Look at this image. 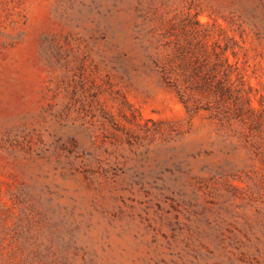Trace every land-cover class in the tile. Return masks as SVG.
Returning a JSON list of instances; mask_svg holds the SVG:
<instances>
[{"label":"rangeland","instance_id":"obj_1","mask_svg":"<svg viewBox=\"0 0 264 264\" xmlns=\"http://www.w3.org/2000/svg\"><path fill=\"white\" fill-rule=\"evenodd\" d=\"M198 13L257 121L162 80ZM262 114L264 0H0V264H264Z\"/></svg>","mask_w":264,"mask_h":264},{"label":"trees","instance_id":"obj_2","mask_svg":"<svg viewBox=\"0 0 264 264\" xmlns=\"http://www.w3.org/2000/svg\"><path fill=\"white\" fill-rule=\"evenodd\" d=\"M200 15L189 14L181 24L168 27L175 37L174 49L170 56L155 61L162 80L176 90L192 117L208 111L222 122H254L252 87L230 55H238L239 41L217 20L211 25L202 22Z\"/></svg>","mask_w":264,"mask_h":264}]
</instances>
